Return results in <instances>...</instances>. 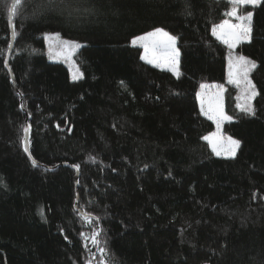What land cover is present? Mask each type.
<instances>
[{
    "label": "trees",
    "instance_id": "trees-1",
    "mask_svg": "<svg viewBox=\"0 0 264 264\" xmlns=\"http://www.w3.org/2000/svg\"><path fill=\"white\" fill-rule=\"evenodd\" d=\"M13 3L0 0V264H94L98 248L96 264H264V2L235 50L257 64L255 115L213 34L229 0H19L17 91ZM156 28L178 37V78L132 46ZM55 34L83 45L78 82L47 57ZM201 85L227 88L234 159L204 139Z\"/></svg>",
    "mask_w": 264,
    "mask_h": 264
},
{
    "label": "snow or ice",
    "instance_id": "snow-or-ice-1",
    "mask_svg": "<svg viewBox=\"0 0 264 264\" xmlns=\"http://www.w3.org/2000/svg\"><path fill=\"white\" fill-rule=\"evenodd\" d=\"M229 2L233 5L231 12L228 13L230 16H234L238 21H240L237 25L229 24L228 21H224L223 24L219 25V28L222 30L220 32L221 36H226V39L224 40V43L228 45L230 49L235 48L237 44H239L242 41H251V34H252V16L253 13L251 11L247 12L244 15H240L238 13V5H252L256 6L264 2V0H229ZM16 9V3L14 0V3L12 4V12L11 14H15ZM224 29H227V31H223ZM213 34H216V29H213ZM178 37L171 35L169 32L165 31L163 28H156L155 30L148 32L144 35H141L139 37H136L134 40H132V44L136 45L137 41L141 43L145 50V55L143 59L147 60L148 63H152L153 61L148 58L149 53H154L159 48H164L170 52L169 57V67L170 70L175 72L177 75H179V49L176 47ZM63 43V42H61ZM80 45H76V47H79ZM230 82L239 84L241 82V79L243 80L246 88L252 89L251 91V98H254L255 95H257L255 91V85L252 84L251 80L248 78L249 73L254 70L257 67V64L255 61H252L251 59L244 57V56H237L232 61L230 57ZM232 68H235V74L232 72ZM240 77V79H235L233 76ZM83 78V73L77 69L76 73L73 74V80H78ZM208 85H201V88H207ZM241 110L245 111L251 115H255L254 108L249 105L247 107L241 106ZM201 111L205 112V115H208L209 119H215L217 121V128L220 126V121L222 120H231L232 118L229 116H225L223 112V108L221 104H217L214 108L209 107L208 111H205L203 107V101L201 104ZM28 128H24L23 131L25 134L28 132ZM214 137H218V133H213L211 137L205 136L204 139L208 140L212 144L213 152H215L216 155H222L227 154L229 157L234 158L237 154V151L241 147V141L238 139H234L232 137H228L226 141V147L221 146L218 147V145L221 143L219 139H214ZM25 152H29V149L27 147V144L25 146ZM29 155L31 153L29 152ZM91 159H95L94 157ZM33 164H36V161L33 160ZM77 170L80 169V165L76 164L73 165ZM99 235L97 233L92 237L93 244L97 243L96 237ZM91 264V262H89Z\"/></svg>",
    "mask_w": 264,
    "mask_h": 264
},
{
    "label": "rangeland",
    "instance_id": "rangeland-1",
    "mask_svg": "<svg viewBox=\"0 0 264 264\" xmlns=\"http://www.w3.org/2000/svg\"><path fill=\"white\" fill-rule=\"evenodd\" d=\"M249 6H252V5H248V6L238 5L237 6L238 13L240 15L246 14L247 13L246 8H248ZM232 7L230 8L229 12H231ZM252 18H253V16H252ZM225 21H228L229 24H232V25H237V24L240 23V21H238L234 16H230V15H227ZM221 31L222 30L218 26L216 28V34L214 36H215V38L217 40H219L222 43H224V40L226 39V36H221L220 35ZM223 31L226 32L227 29H224ZM45 41H47V51L46 52H47V57H48L49 61L53 62V63L58 62V63L65 64L67 66V68L69 69V72L71 74V79H72L73 82H78L79 80H81V79L73 80V74L76 73L77 69H79V71L81 72L80 67H79V63L77 61V55H78V52L80 51L81 47L83 46L82 43H80L78 41L74 42V41H69V40H63L57 34H55V35H45ZM61 42H63V43H61ZM247 43H249V41H242L239 44H237L235 48L229 49V53H228L229 56H228V63H227L228 64V73L227 74H228V82L230 84H231L230 76H229V72H230V67H229L230 57H231L232 61L234 62L235 58L238 56L237 54H235V50H237L241 45L247 44ZM76 45H80V46L76 47ZM132 46L141 48L143 50V57H144L145 50H144L143 46L141 45V43L139 41H137L136 45L132 44ZM176 47L178 48L177 44H176ZM179 53H180V51H179ZM169 57H170V52L168 50H166L164 48H159L154 53H151V52L149 53L148 58L153 61L152 63H148V61L145 60V59H143V61L146 64H148L149 66L153 67V68L155 67V68H158V69H160L162 71H165V70L169 71L175 77L178 78L181 75L180 67H179V75H177L175 72L171 71L170 67H169V63H168ZM180 59H181V56L179 55V66H180ZM231 70L235 74V68H232ZM250 73H249V77H248L249 79H250V76H251ZM233 78L240 79V77H237L235 75L233 76ZM233 84L235 86H237L238 90H239L238 97H239L240 102H241L239 107L241 108V106L247 107L249 105H252L253 101L255 99V97L251 98L252 89L246 88V86H245V84H244L242 79H241V82L239 84H235V83H233ZM226 91H227L226 87L218 88V87L209 85V87H207V88H202L199 91L198 95H197L199 108L201 109L202 101H203V107H204L205 111H208L210 106L214 108L219 103V104L222 105L223 112H224L225 116H228L226 108H225ZM202 114L207 119H209L208 115H205V112H202ZM209 120H212L214 122L215 131L212 132L211 134H209L208 136L211 137L213 133H218V137H214V139H219L220 142H221L218 145V147H221V146L226 147L227 138L230 137V136L225 134L224 127H225V125H227L229 123H232L234 121V119H231L230 121L227 120V119L220 121L219 128H217V121L215 119H209ZM206 142H208V144L210 146V149L213 152L212 144L208 140H206ZM213 153L215 154V152H213ZM238 153H239V150L237 151V154ZM237 154H236V156H237ZM216 156L220 157V158H226V159H234L236 157L235 156L234 158H232V157H229L227 154H222V155H219V156L216 155Z\"/></svg>",
    "mask_w": 264,
    "mask_h": 264
},
{
    "label": "water",
    "instance_id": "water-1",
    "mask_svg": "<svg viewBox=\"0 0 264 264\" xmlns=\"http://www.w3.org/2000/svg\"><path fill=\"white\" fill-rule=\"evenodd\" d=\"M19 0H16L15 1V3L17 4V2H18ZM11 12H12V7H11ZM12 17H13V14H11L10 13V19H9V21H10V32H12V35H11V42H12V45H11V48H10V51H9V55H8V58H7V62H6V64H7V71H8V73H9V75H11V78H12V81H13V86H15V88H16V91H17V85L15 84V79H14V77H13V75H12V73H11V70H10V64H9V61H10V59L12 58V55H13V49H14V46H15V42H14V39H15V31H14V28H13V21H12ZM26 127L29 129L28 130V132H27V134H25V146H26V144H27V147H28V149H30V139H29V134H30V128H29V126H28V122H27V124H26ZM29 152H30V150H29ZM29 152H26V155H27V157H29V159L32 161V159H31V155H29ZM78 179V178H77ZM79 197L77 198V205H76V207H75V210L78 212V207H79ZM96 222V221H95ZM98 233H99V237L101 236V233H100V227L98 226ZM99 251H100V248H98V251H97V254H96V259L98 258V253H99ZM96 259L94 260V264H96Z\"/></svg>",
    "mask_w": 264,
    "mask_h": 264
}]
</instances>
